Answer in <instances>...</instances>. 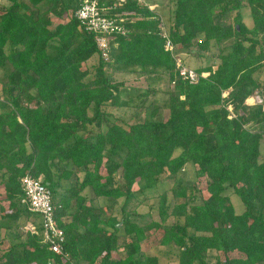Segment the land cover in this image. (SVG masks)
<instances>
[{"label": "trees", "instance_id": "trees-1", "mask_svg": "<svg viewBox=\"0 0 264 264\" xmlns=\"http://www.w3.org/2000/svg\"><path fill=\"white\" fill-rule=\"evenodd\" d=\"M5 1L0 232L32 222L41 228L22 184L29 175L53 195L69 256L52 253L41 236L29 232L4 249L0 235V264H163L141 247L155 230L163 232L162 246L180 249L179 264H207L209 251L225 255L216 264H264V83L256 77L264 69V0H177L169 28L173 44L197 59L223 46L216 69H195L210 74L197 83L180 78L176 59L159 36L156 12L136 1L115 11L127 18L128 33L115 37L109 61L75 18L78 0ZM51 14L68 21L54 25ZM56 46L58 53L51 56ZM92 61L97 64L85 69ZM135 73L146 85L113 78ZM165 76L172 88L159 104L155 84ZM256 94L262 103L249 106ZM108 109L135 113L126 120ZM189 164L197 166L198 178L208 180L207 199L197 200L177 178ZM167 177L175 178V185L159 195L160 222H118L108 209L94 206L101 198L127 203L137 196L136 184L140 196ZM228 190L242 200V214ZM170 218L173 223L166 225Z\"/></svg>", "mask_w": 264, "mask_h": 264}, {"label": "rangeland", "instance_id": "rangeland-1", "mask_svg": "<svg viewBox=\"0 0 264 264\" xmlns=\"http://www.w3.org/2000/svg\"><path fill=\"white\" fill-rule=\"evenodd\" d=\"M150 4H156L157 8L155 9V12L157 14V18L160 20L162 19V22L165 26V28L169 31V28L172 27L173 24V17H174V11L176 9V2L177 0H146ZM9 3L5 0H0V11L4 8H7ZM48 8L47 4H43L41 6L42 10H46ZM244 13L246 14L245 22L248 27H252L253 21L251 17L249 16L250 12L248 10H245ZM235 16V13L232 14V17ZM50 18L53 21V24L58 23H65L68 21V19H60L57 18L54 15H50ZM135 21V20H133ZM203 39V38H201ZM59 46V44H56ZM221 47H213L211 52L205 53L204 57L202 59H197L196 57L190 55L187 53V51L180 49L181 47H178L176 50V53L174 55V58L177 61L178 65H184L186 67H190L191 69H199L200 67H207L212 66L214 69L217 68V66L220 63L219 60V53ZM58 47H54L49 51V54L51 56H55L58 53ZM97 64L96 61H92L86 65H84L85 69L92 68ZM2 76H4V73H1ZM143 76L136 74H116L113 75V78L115 82L119 81H125L128 85H138L140 83H143ZM260 83H264V69L262 72L256 75ZM91 78H94V76H91ZM139 81V82H137ZM146 85L145 83H143ZM155 87L160 89V92L157 96V101L159 104L163 103L164 100L167 98V91H170L168 76H165L159 83L155 84ZM228 96V92L224 94V97ZM254 98V99H253ZM260 99V97H259ZM248 105H254L255 103L258 104V94H256L254 97H251L247 100ZM229 110L232 111V107H229ZM108 111H111L112 113L116 114H124L126 120H130L135 110L129 109L124 110V112H121L119 110L115 109H108ZM106 126L103 127L105 129ZM262 150L264 152V141L262 142ZM178 154V153H177ZM197 166L193 164L187 165L182 172L179 173L177 178L181 180L182 182L186 183L194 193L197 195V200H199L200 197L207 199L209 197V194L207 192V185L208 180L206 178H198L196 176ZM81 176V175H80ZM175 185V178L173 177H167L163 182H161L157 187L142 191L140 196L138 193H140V186L136 184L133 187V192L139 196L140 200H144V202H139L137 200V196L134 198H131L127 203H125V199H120L118 201H111L106 198L101 199H95L94 200V206L96 210H100L104 208L105 210L108 209L109 213L112 214L118 222H122L123 218L129 219L131 221H134L140 226H146L150 222L156 221L160 222V197L159 195L162 194L164 191L171 189ZM227 195L230 197L232 204L234 205L235 211L237 214H242L244 211V206L242 203V200L234 194L232 190L227 191ZM169 203L172 201V196L168 197ZM21 207H24L23 205ZM174 219L170 218L167 224L173 223ZM26 227V226H25ZM25 227L21 230L16 228H11L10 230H3L0 232L1 237L3 238V248L6 249L9 247L12 243L19 242L21 240H24V233ZM122 224L119 228H122ZM154 231V230H153ZM163 232L161 230H155V232L147 233L148 237L145 242L142 243V251L146 255H150L151 257H158V259L163 264H179V259L181 255V251L178 247L175 245L170 246H162L160 244V239L162 237ZM194 232L190 230L188 232V236L191 239L194 236ZM130 242L131 238L128 239ZM190 242V241H189ZM123 241H121L122 245ZM122 252V250H120ZM231 258H238L239 255L232 254L230 255ZM115 259H118V256H114ZM225 255L221 252L216 251H209L207 253V257L205 259V262L207 264H216L218 261H224Z\"/></svg>", "mask_w": 264, "mask_h": 264}, {"label": "built area", "instance_id": "built-area-1", "mask_svg": "<svg viewBox=\"0 0 264 264\" xmlns=\"http://www.w3.org/2000/svg\"><path fill=\"white\" fill-rule=\"evenodd\" d=\"M78 1L79 8L75 12V18L87 32L94 35L97 49L102 59L109 61L115 37L119 35L126 36L128 33V30L125 28L127 18L124 17V14L115 11L117 8L123 7L129 0ZM132 1L146 6L150 11H155L157 8L156 4H150L146 0ZM159 36L165 41V50L170 52L174 57L178 46L173 44L169 31L165 28L161 18ZM177 67L180 78L190 83H197L201 78H207L210 75L209 73L199 74L195 69L188 68L184 65L177 64ZM258 100V104H261L262 100L259 97ZM22 184L26 192L30 212L37 215L41 220L40 229L36 224L29 223L24 229L25 232H29L35 236H41L43 243L47 245L52 253L62 256L65 259L68 258L69 255L64 253L65 236L57 224L56 207L51 191L40 180L34 179L29 175L22 179Z\"/></svg>", "mask_w": 264, "mask_h": 264}, {"label": "crops", "instance_id": "crops-1", "mask_svg": "<svg viewBox=\"0 0 264 264\" xmlns=\"http://www.w3.org/2000/svg\"><path fill=\"white\" fill-rule=\"evenodd\" d=\"M200 68H201V67H200ZM155 88H157V87H155ZM157 89H158V88H157ZM159 90H160V89H159ZM159 92H160V91H159ZM253 99H254V98H253ZM37 219H38V223L40 222L39 225H41L40 218H37ZM37 219H36V221H37ZM32 223H33V222H32ZM34 224H35V223H34ZM27 225H28V224H27ZM27 225H26V226H27ZM7 248H8V247H7Z\"/></svg>", "mask_w": 264, "mask_h": 264}, {"label": "water", "instance_id": "water-1", "mask_svg": "<svg viewBox=\"0 0 264 264\" xmlns=\"http://www.w3.org/2000/svg\"><path fill=\"white\" fill-rule=\"evenodd\" d=\"M121 226V224L117 225V228H119Z\"/></svg>", "mask_w": 264, "mask_h": 264}]
</instances>
